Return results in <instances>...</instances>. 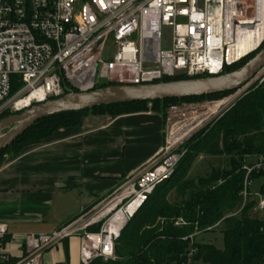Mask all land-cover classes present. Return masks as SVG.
Instances as JSON below:
<instances>
[{
    "label": "built area",
    "instance_id": "1",
    "mask_svg": "<svg viewBox=\"0 0 264 264\" xmlns=\"http://www.w3.org/2000/svg\"><path fill=\"white\" fill-rule=\"evenodd\" d=\"M163 27L171 28L166 50ZM263 47L264 0H0V117L102 84L145 86L178 75L221 76ZM255 83H264V67L250 85ZM246 90L223 100H229L226 111ZM181 113L169 109L164 144L152 161L66 225L24 235L15 263L5 241L7 227L0 225V264H42L44 254L73 238L79 243L78 264L113 261L123 228L172 176L185 155L181 147L206 124L190 117L177 125L173 121ZM241 170V206L230 216L249 203L250 177L264 172V156L248 158ZM253 211H264V197L257 195ZM220 222L202 231L195 227L183 239L189 250L181 264H200L194 243ZM174 226L186 223L178 219Z\"/></svg>",
    "mask_w": 264,
    "mask_h": 264
},
{
    "label": "trees",
    "instance_id": "2",
    "mask_svg": "<svg viewBox=\"0 0 264 264\" xmlns=\"http://www.w3.org/2000/svg\"><path fill=\"white\" fill-rule=\"evenodd\" d=\"M254 56L225 69L223 75L240 69ZM205 78L208 76L187 78L178 75L161 83ZM113 86L118 85L102 84L95 90ZM230 94L156 101L151 102V109L143 102L53 116L35 123L13 144L0 151L1 154L17 146L9 161H0V168L16 158L23 149L40 144L54 132L80 127L82 118L88 114L121 116L151 111L163 115L165 104L210 100ZM8 116L10 112L2 115L0 120ZM181 149L185 155L172 176L156 188L123 228L114 247L115 259L96 260L91 264H181L189 250V241L183 239L191 235L195 227L202 231L220 221L216 229L200 237L220 230L222 247L218 249L198 237L194 243L198 263L264 264V220L255 218L253 209L257 200L253 199L251 188L249 203L237 215L230 216L241 206L244 179L241 168L244 161L264 156V83L249 87L232 107L194 135ZM200 157H227L228 166L226 169L211 170L197 181L189 180V172ZM250 180L251 187L258 183L257 195L264 197V172L252 174ZM173 192L177 194L176 199H172ZM178 219H182L186 226L175 227L174 222Z\"/></svg>",
    "mask_w": 264,
    "mask_h": 264
},
{
    "label": "crops",
    "instance_id": "3",
    "mask_svg": "<svg viewBox=\"0 0 264 264\" xmlns=\"http://www.w3.org/2000/svg\"><path fill=\"white\" fill-rule=\"evenodd\" d=\"M164 126V116L151 111L88 114L80 127L54 132L1 167L0 225L7 227L12 263L18 261L27 232L36 228L52 232L66 225L152 161L163 147ZM73 241L78 242L73 238L64 241L62 249L55 248L58 253L48 251L42 264L44 260L46 264L62 260L72 264Z\"/></svg>",
    "mask_w": 264,
    "mask_h": 264
},
{
    "label": "water",
    "instance_id": "4",
    "mask_svg": "<svg viewBox=\"0 0 264 264\" xmlns=\"http://www.w3.org/2000/svg\"><path fill=\"white\" fill-rule=\"evenodd\" d=\"M264 67V47L243 67L221 76L190 79L145 86H113L88 93L73 94L34 106L19 115L0 120V151L8 148L35 123L60 114L89 111L100 107L197 98L248 89Z\"/></svg>",
    "mask_w": 264,
    "mask_h": 264
},
{
    "label": "rangeland",
    "instance_id": "5",
    "mask_svg": "<svg viewBox=\"0 0 264 264\" xmlns=\"http://www.w3.org/2000/svg\"><path fill=\"white\" fill-rule=\"evenodd\" d=\"M170 42H171V28L163 27L161 29V48H162V50L168 49L170 47ZM104 57H105V55H104ZM249 87H257V86L255 83V84H251ZM234 94L235 93H232V94L228 95L227 97L210 99V100H201V101H194V102H179L176 104H167V105L165 104L164 113H163V116H164L165 122H166V124L164 126V139H165L166 131L168 128V124H167L166 120H167V115H168L170 108L178 107L181 109V111L183 113H181V116L177 117L173 122H176L177 125L178 124L183 125V122L186 119H188L190 117H193V118L194 117H196V118L202 117L203 113H205L204 112L205 108L210 107L213 104L219 103V102L223 101L224 99H228L232 96H235ZM238 99H239V97H234L233 102L235 103ZM225 111H226V107L220 109L219 112L212 119L207 120V122L204 126H200L198 132L202 131L204 128H206L211 123H213L215 120H217V118L220 117ZM13 115H19V114L18 113H10V116H13ZM7 131H9V129H6V130L0 132V136L4 135ZM16 149H17V146L13 147L11 150H7L6 152L1 153L0 154V161H4V162L9 161L14 156ZM228 159L229 158H227V157H220V158H206V157L201 158L200 157V158L196 159V161L194 162V164H193V166L189 172L188 179L193 180V181H197L199 178H202L206 174L210 173L211 170L226 169L228 166ZM181 185L184 186L185 183H181ZM257 190H258V183H256L253 187H251V194H253L252 197L254 200H257ZM171 195L173 197L172 199H176V197H177L176 192H173ZM255 218L258 220H264V211L263 212H256ZM49 232H50V230L48 228H36V229H33L27 233L37 235V234H47ZM199 240H202L203 242H206V243H212L218 249H220L222 247V237L220 234V230L216 231L213 234L203 235L202 237L199 238ZM57 249H59V250L62 249V244H60L57 247ZM70 249H71L70 250L71 263L75 264L76 263L77 250L79 249L78 242L73 241L70 244ZM56 251L57 250L55 248L52 249V252H56ZM56 253H58V252H56ZM58 255H60V253ZM46 261L47 260H44L43 264H46ZM59 263L66 264L65 261H63V260L57 262L56 264H59Z\"/></svg>",
    "mask_w": 264,
    "mask_h": 264
},
{
    "label": "bare ground",
    "instance_id": "6",
    "mask_svg": "<svg viewBox=\"0 0 264 264\" xmlns=\"http://www.w3.org/2000/svg\"><path fill=\"white\" fill-rule=\"evenodd\" d=\"M229 100L227 101H221L219 103H216V104H213L212 106L210 107H207L205 108V113H203V116L202 117H199V120H200V123L202 122H207V120H210L211 118H213L218 112L220 109H222L224 107V105L228 102ZM198 117V116H197ZM196 118V117H195ZM195 120V119H194ZM199 126V124L197 125ZM195 129V128H194ZM133 210H129L128 213H132Z\"/></svg>",
    "mask_w": 264,
    "mask_h": 264
}]
</instances>
